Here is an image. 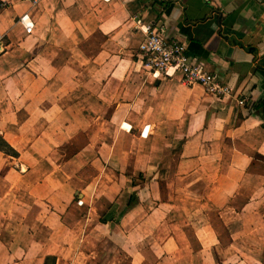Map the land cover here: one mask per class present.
Segmentation results:
<instances>
[{"label":"crops","instance_id":"1","mask_svg":"<svg viewBox=\"0 0 264 264\" xmlns=\"http://www.w3.org/2000/svg\"><path fill=\"white\" fill-rule=\"evenodd\" d=\"M137 21L231 97L144 72ZM0 140V264H264V0H0Z\"/></svg>","mask_w":264,"mask_h":264},{"label":"built area","instance_id":"2","mask_svg":"<svg viewBox=\"0 0 264 264\" xmlns=\"http://www.w3.org/2000/svg\"><path fill=\"white\" fill-rule=\"evenodd\" d=\"M32 8L37 7L42 0H23ZM109 2L110 0H103ZM27 35L33 32V25L27 17L18 19ZM135 30L144 36L139 46V53L143 59V70L156 78L173 79L179 77L180 83L187 87H201L206 94L216 98H230L231 88L220 82L219 78L209 72L206 67L191 58L185 46L175 39H169L152 25H142L136 22ZM246 99L237 100L239 106H244Z\"/></svg>","mask_w":264,"mask_h":264},{"label":"trees","instance_id":"3","mask_svg":"<svg viewBox=\"0 0 264 264\" xmlns=\"http://www.w3.org/2000/svg\"><path fill=\"white\" fill-rule=\"evenodd\" d=\"M0 150H3V151H5L6 153H9V154L10 153L14 154L12 152V150L1 140H0ZM55 263H56L55 257H46L45 260H44V264H55Z\"/></svg>","mask_w":264,"mask_h":264}]
</instances>
